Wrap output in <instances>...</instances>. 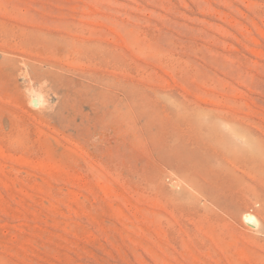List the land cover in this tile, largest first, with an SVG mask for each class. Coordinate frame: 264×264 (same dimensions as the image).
I'll list each match as a JSON object with an SVG mask.
<instances>
[{
	"label": "rangeland",
	"instance_id": "374dc122",
	"mask_svg": "<svg viewBox=\"0 0 264 264\" xmlns=\"http://www.w3.org/2000/svg\"><path fill=\"white\" fill-rule=\"evenodd\" d=\"M0 264H264V0H0Z\"/></svg>",
	"mask_w": 264,
	"mask_h": 264
},
{
	"label": "bare ground",
	"instance_id": "6f19581e",
	"mask_svg": "<svg viewBox=\"0 0 264 264\" xmlns=\"http://www.w3.org/2000/svg\"><path fill=\"white\" fill-rule=\"evenodd\" d=\"M38 96V95H37ZM33 97V96H32ZM36 98V97H35ZM38 98V97H37ZM37 101L39 102L40 101V99L38 98L37 99ZM42 101V100H41ZM41 103V102H40ZM35 105V104H34ZM36 106V105H35ZM38 106V105H37ZM243 219L246 221V222H248L249 224L251 223V224H254V225H256L257 224V220H256V218L252 215V214H250V213H245L244 215H243ZM244 221V222H245Z\"/></svg>",
	"mask_w": 264,
	"mask_h": 264
}]
</instances>
